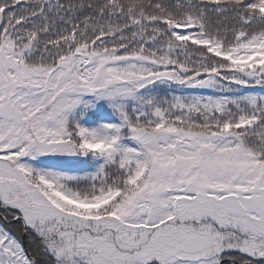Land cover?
Segmentation results:
<instances>
[{
  "label": "snow or ice",
  "instance_id": "obj_1",
  "mask_svg": "<svg viewBox=\"0 0 264 264\" xmlns=\"http://www.w3.org/2000/svg\"><path fill=\"white\" fill-rule=\"evenodd\" d=\"M0 264H264V0H0Z\"/></svg>",
  "mask_w": 264,
  "mask_h": 264
}]
</instances>
